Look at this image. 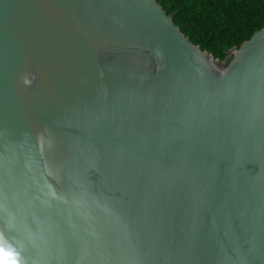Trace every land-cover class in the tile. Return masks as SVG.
<instances>
[{
	"label": "water",
	"instance_id": "water-1",
	"mask_svg": "<svg viewBox=\"0 0 264 264\" xmlns=\"http://www.w3.org/2000/svg\"><path fill=\"white\" fill-rule=\"evenodd\" d=\"M7 264H264V27L224 60L158 0H0Z\"/></svg>",
	"mask_w": 264,
	"mask_h": 264
},
{
	"label": "trees",
	"instance_id": "trees-1",
	"mask_svg": "<svg viewBox=\"0 0 264 264\" xmlns=\"http://www.w3.org/2000/svg\"><path fill=\"white\" fill-rule=\"evenodd\" d=\"M158 2L193 43L221 60L264 27V0Z\"/></svg>",
	"mask_w": 264,
	"mask_h": 264
},
{
	"label": "snow or ice",
	"instance_id": "snow-or-ice-1",
	"mask_svg": "<svg viewBox=\"0 0 264 264\" xmlns=\"http://www.w3.org/2000/svg\"><path fill=\"white\" fill-rule=\"evenodd\" d=\"M0 255H3V253L0 252ZM0 264H7V262L4 259H0Z\"/></svg>",
	"mask_w": 264,
	"mask_h": 264
}]
</instances>
